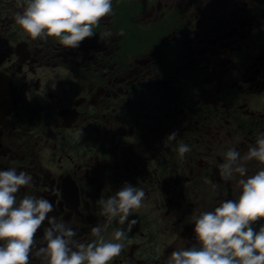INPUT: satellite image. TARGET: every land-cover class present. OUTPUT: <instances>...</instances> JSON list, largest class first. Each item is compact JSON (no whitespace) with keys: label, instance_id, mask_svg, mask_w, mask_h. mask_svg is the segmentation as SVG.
Returning <instances> with one entry per match:
<instances>
[{"label":"rangeland","instance_id":"1","mask_svg":"<svg viewBox=\"0 0 264 264\" xmlns=\"http://www.w3.org/2000/svg\"><path fill=\"white\" fill-rule=\"evenodd\" d=\"M117 1L119 2L117 5H112L117 8L113 13L115 19L114 21L110 20V23L114 25L106 26L105 33H111V35L119 37V40L114 42L115 48L118 46V49H115L114 57L125 68L135 65V60L156 52L159 53V61L166 70H175V60L169 47L165 46L157 38L158 29L153 24L147 25L148 15L152 12H158L159 3L163 7L161 13L172 15V18L173 15H177L179 24L182 12L177 10H175L176 12L170 11L171 7L188 8V15L200 16L196 26L187 28V30L192 31V39L195 41L201 40V38L196 36L199 30L205 33L211 25L216 22L220 24L219 19L224 20L226 26L230 22H239L241 25L237 26L238 36L233 40L235 46L233 50L241 46L249 50V57L245 66L241 69L251 66L254 57L257 58V61L264 57V0ZM128 3L131 17H139L141 19L139 26L131 22L129 28H127L129 29V41L127 31L121 26L120 17L116 15L118 6L120 4L127 5ZM165 5L167 8H165ZM23 6L24 0H0V10H4L10 20L13 19L12 23L3 19V21H0V43L2 44L0 48L4 44L7 53L15 54L19 59L23 60L21 68L25 66V70H23L25 73L23 82H25L21 86L23 99L16 101V108L20 107L22 109L21 117L15 119L14 126H8L7 133H3L1 137L5 145L0 144V170L16 168L17 171H22V164L25 165L28 155L34 159V164L30 167V170L41 169L45 172L44 166H47V171H49V168L54 169L55 173L60 176H67L69 172L76 169L86 170L85 165H87L89 170L95 172L93 179L100 178L102 184H106V187H102L103 191L106 192V196L107 191L110 192L109 196H111L125 185L124 174L122 172L117 173L113 166L104 165L97 160L96 155L100 152V146L95 139V131L91 129L93 126L91 120L84 123L79 120L74 126L76 131L67 128L66 131L61 132L57 129L59 125L61 126L62 123L66 122L60 114L62 104L57 102L60 96L65 93L72 95L75 92H81L95 85L97 82H103V77L100 73L106 74L109 71L105 72V67L98 70L94 65L95 53L92 50L93 47L90 46L94 45L91 40L92 37L85 39L78 48L74 49L79 51L73 60H71V56L75 55L69 56L67 54L71 49L64 48L54 38L31 39L15 23L14 19L17 12L23 11ZM124 9L126 10L127 8ZM174 21L176 20L174 19ZM102 23L103 21L101 20L98 28H100ZM164 25L167 29H170L173 25V20L165 21ZM11 31L17 36L13 42L6 40V36L11 35ZM121 32L123 33L122 35L120 34ZM111 35L104 37L103 40H106ZM122 45L123 48L120 49ZM40 46H43V48H40ZM81 51L84 55L81 54ZM91 54L93 56H90ZM78 62H81V65ZM228 68L233 70L231 75L224 76L223 70L218 67L217 71H213L209 77L210 80H214V83L210 82V85L204 87L192 88V79L196 81L197 77L196 75L186 74L181 79L185 82L186 89L176 90L174 93L171 91L167 93L159 92L154 89L152 83L147 81L144 84L131 85L129 88L125 102H133L150 107L153 104H161V99L165 97L167 101L172 102L174 105L190 107L192 102L194 105L200 99L202 91L208 89L210 94L218 99V103L213 109H219L221 112L231 114V122L234 125L231 128H227L228 125H225L220 135L221 138L210 141L209 148H204L201 140L194 139L195 137H200L199 133L193 134L192 137H185L191 149L188 152V160L172 161L169 166H161L160 169L163 168L165 170L169 167L165 174L161 173L156 167H154L153 171H146L148 175L151 174L150 178L154 177V179L142 185L146 188L144 190L146 194L144 206L134 210L129 216V220H137V224L132 228L131 232L127 233L131 243L129 244L125 241L124 250L115 259H124L123 262L126 264L125 259L129 255V250L131 252L133 247L135 250L134 258H138L137 260L142 262V264H168L169 257L173 251L193 245L198 246L194 232L195 224L191 221L193 215H199L204 211H212L222 201L238 199L241 194L242 189L238 183L241 177L238 174H234L230 180H222L219 174V165L224 162L226 152L230 148L239 151L241 156L247 152L249 147L245 149L241 145L245 144L242 142L246 133L240 127H246V123L250 125V119L248 117L244 118L242 115L244 114V104L248 103L251 110L259 112L258 114H264V91L258 94L239 95L237 90L231 87L236 82L233 74L237 73L239 68L236 66H228ZM147 69L149 70L148 66L142 69L143 75H146ZM146 76L148 78V75ZM205 77L201 75L199 80L202 81ZM177 80L179 83V78ZM26 82L28 83L25 85ZM38 89L42 90L39 96L43 95L45 99L47 94L52 99L53 96L54 98L57 97L55 101L53 99V101L46 103L52 106L50 109L47 107L41 108V97L37 99L35 93ZM32 92L33 94H31ZM50 97L49 100H51ZM238 109L240 112L234 113L238 112ZM89 110L95 114V106H91ZM228 110L234 111L229 112ZM83 124H86V127L79 132V126ZM35 128L38 130L33 133L31 130H35ZM62 130H65V128L63 127ZM230 133L233 135L232 137ZM253 140L255 141L256 138H253ZM152 150V153L147 150L143 151H145V155L151 165L154 166L156 164L154 157L159 152L153 148ZM117 153L120 152L118 151ZM165 154L167 157H171L172 154L173 156H179L177 147L173 153L164 151L161 155ZM112 157L113 154L110 153L108 159ZM193 163L196 164L189 168ZM183 166H186L188 170L187 172H180L177 185H173V188H169L167 191L166 189H161V181L163 179L166 181L170 180L172 173L173 177L176 178L178 176V168ZM245 166L249 175L264 168V165L255 160L247 162ZM117 178L120 182L116 181ZM150 178L148 177L147 180ZM97 185L101 187L100 183ZM147 191L150 194H147ZM26 194L36 197L35 191L25 193L24 188H22L18 193V198ZM98 208L101 212L99 206ZM98 225H102V223ZM117 228H122L126 231L127 222L122 225L119 223V218L114 220L107 231L103 233L105 239L113 240V233ZM79 239L85 242L84 236H76L74 238L76 242ZM38 242L39 245L37 246L36 244L34 249L46 246V241H44L42 236L38 238ZM138 245L148 248L149 252H155V256L147 258L149 252L146 253L145 249L139 250ZM33 257L36 264H42L41 258H37L35 255ZM111 264H114V260Z\"/></svg>","mask_w":264,"mask_h":264},{"label":"flooded vegetation","instance_id":"2","mask_svg":"<svg viewBox=\"0 0 264 264\" xmlns=\"http://www.w3.org/2000/svg\"><path fill=\"white\" fill-rule=\"evenodd\" d=\"M124 8L127 9L125 10ZM165 8H167L166 5ZM162 10V4L159 3L158 12H152L148 15L147 25L153 24L158 29L157 38L165 46L169 47L175 60V70H166L159 61V56L156 52L135 60V65L125 68L114 57L115 49H118V46L115 48L114 42H117L119 37L111 35L106 40L100 37L101 34L106 32V26L114 25L110 23V20L114 21L115 19L113 14L109 18L102 19L103 23L100 28L96 27L94 29L96 34L91 39L94 45H90L95 53L93 62L96 68L99 70L105 67V72L109 71L106 74L100 73L103 77V82H97L95 85L81 92H75L72 95L65 93L57 101L62 104V108L60 107L61 116L68 114L74 118L71 126L68 124L69 120L67 119L57 129L63 132L69 127L76 131L74 126L79 120L81 123L91 120V124H93L91 129L95 131V139L100 146V152L96 155L97 160L104 165L113 166L117 173L122 172L125 184L133 183L138 187H143L144 183L154 179V177L152 179L149 177V180L144 178L146 176L143 172L145 170L143 161L147 160L148 164L151 165L145 155L146 150L149 153L153 152L152 148L158 150L159 154L154 157L156 161L154 167L160 170L162 164H166L169 159L166 154H161L164 151L173 153L176 147L183 143L181 137H186L187 135L192 137L193 134L205 132V140L204 136L201 135L194 139L201 140L202 146L209 148L210 140L214 141L221 138L220 135L225 125H228L227 128H231L234 124L231 122V114L221 112L219 109H213L217 105L218 99L211 95L208 89L203 90L199 97L200 99L194 105L192 102L190 107L174 105L172 102L167 101L166 97L161 99V104H153L150 107L133 102H125L131 85L144 84L147 81L152 83L154 89L159 92L167 93L171 91L174 93L176 90L186 89L185 82L181 80L186 74L196 75L197 77L196 81L192 79V88L204 87L210 85V82L214 83V80H210L209 77L213 71H217L218 67L223 70L224 76H228L233 73V70L228 68V66H236L239 70L233 74L236 82L231 87L235 88L239 95L258 94L264 91V57L258 61L254 57L251 66L241 69L245 66L249 57V50L243 46L236 47L237 49L233 50L235 47L233 40L238 36L237 26L241 25L239 22H230L226 26L225 21L219 19L220 24L216 22L205 33L199 30L196 36L201 38V40L195 41L192 39V31L187 30V28L196 26L197 20L200 18L199 15H188V8L171 7L170 11L176 12L175 10H177L182 12L179 24L177 15H173L176 20L174 21L172 15L161 13ZM117 12L116 15L120 17L121 26L126 29L129 41V29L127 28H129L131 22L139 26L141 19L139 17H131L129 3L127 5L120 4ZM2 19L4 21L7 20L9 23L13 22V19L10 20L4 10H0V21H3ZM169 19L173 20V25L170 29H167L164 23ZM10 34L6 36V40L13 42L17 36L12 31ZM209 43L214 44L212 46ZM0 45L2 44L0 43ZM4 47L5 45L3 44L2 48H0V76H4L5 80L12 86L15 94H18L21 97L20 99H23L21 96V86L25 82H23L25 66L21 68L23 60L19 59L15 54L7 53ZM40 48H43V46H40ZM122 48L123 45L120 49ZM78 51L71 49L67 54L69 56L75 55L71 56V60H73L77 56ZM81 54H83L82 51ZM90 56L93 55L91 54ZM1 58L3 59L1 60ZM78 64L81 65V62H78ZM147 66L149 67V70L147 69L146 71L148 78L143 75L142 71ZM201 75L206 76L202 81L199 80ZM37 78L36 80H38ZM177 78H179V83ZM41 92L42 90L40 89L35 92L37 99L41 97V108L47 107L50 109L52 106L46 103L53 101V99L55 101L57 97L54 98L53 96L52 99L47 94L45 99L43 95L39 96ZM49 97L51 100H49ZM91 106H95V114L90 112L89 108ZM244 106V114L242 115L244 118L248 117L250 119V125L246 123V127H240L246 133L242 142L245 144L241 145L243 148H247L253 143V138L264 133V114H258L259 112L251 110L248 103L244 104ZM146 110L147 112H145ZM21 112L22 109L18 107L17 112L6 117L4 122L0 123V144L5 145L1 137L3 133H7L8 126H14V121L21 117ZM239 112L240 110L238 109V112L234 113ZM63 127L65 130H62ZM84 127H86V124L80 125L79 132ZM37 130L35 128V130L31 131L34 133ZM173 132L177 133L176 141H173L170 147H165L167 135ZM230 135L231 137L233 136L231 133ZM118 151L120 153H117ZM110 153L113 154V157L108 159ZM170 161H175L173 154L170 157ZM33 164L34 159L30 155L27 156L25 165L22 164V171L27 172L32 177L33 185L31 188H24L25 193L35 191L37 198L49 199L54 205V211L49 214L50 217H55L58 222H62L67 228L73 229L76 232V236L85 237V242L79 239L77 243H90L92 239H95L91 235V228L106 222V218L101 214L97 205L98 200L109 197L110 192L107 191L106 196V192L102 189V187H106V184H102L100 178L94 180L95 172L89 170L87 165H85L86 170L76 169L69 172L67 176H60L55 173L54 169L49 168V171H47V166H44L45 172L41 169L30 170ZM116 181L120 182L118 178ZM98 183L101 184V187L97 185ZM147 192L150 194L149 191ZM45 227H48L47 221L37 232V246L39 245L38 238L43 237ZM138 248L139 250L145 249V247L139 245ZM35 251L36 249H33L30 264H36L33 257ZM134 252L135 250L132 247L126 263L129 260L139 263L138 258L135 259L133 256ZM124 263L122 260L114 259V264Z\"/></svg>","mask_w":264,"mask_h":264},{"label":"clouds","instance_id":"3","mask_svg":"<svg viewBox=\"0 0 264 264\" xmlns=\"http://www.w3.org/2000/svg\"><path fill=\"white\" fill-rule=\"evenodd\" d=\"M112 12V0H24L23 11L14 19L33 40L54 38L64 48L76 49L96 34L94 29ZM176 138V132L167 135L165 147ZM190 150L184 143L177 147L181 158ZM253 160L264 165V133L243 156L228 149L219 165L220 178L228 181L238 174L241 194L238 199L222 201L212 211L193 215L198 246L173 251L168 264H264V226L258 232L251 226L264 219V168L249 175L245 165ZM31 187L27 172L0 170V264H30L37 232L45 221L46 246L35 251L42 264H111L124 250V242L131 243L127 233L137 220H129V216L144 206L146 195L142 188L126 183L107 199L98 200L106 222L91 228L95 239L90 243H77L73 229L50 217L54 205L49 199L27 194L18 198L22 188ZM117 218L122 225L127 222V230L117 228L113 240H106L103 233Z\"/></svg>","mask_w":264,"mask_h":264},{"label":"trees","instance_id":"4","mask_svg":"<svg viewBox=\"0 0 264 264\" xmlns=\"http://www.w3.org/2000/svg\"><path fill=\"white\" fill-rule=\"evenodd\" d=\"M182 140H183V142L184 143H187V140H186V138L185 137H183L182 138ZM169 159H168V161H167V163L166 164H164V165H162V166H169V164L171 163V161H170V157H168ZM182 159H186V160H188L189 159V154L188 153H186L185 155H184V157L183 158H181L180 156H176V162H178V160H182ZM150 167V169L153 171L154 170V166L153 165H151V166H149ZM169 170V167H168V169L167 170H165V169H163V168H161L159 171L161 172V173H167V171ZM187 170H188V168H186V166H183V167H179L178 168V177H173V173L171 174V179L170 180H162L161 181V189H166V191L169 189V188H173V185L175 186V185H177L176 183H177V180L179 179V176H180V172H187ZM252 227H253V229L255 230V231H259V229H260V227L261 226H264V219H262V220H259V221H257V222H255V223H253L252 225H251ZM145 252L146 253H148L149 251H148V248L147 249H145ZM155 252H153V251H151V252H149L148 253V255H147V258H152V256H155ZM128 259V257L126 258V260ZM126 264H136L135 263V261L134 260H129Z\"/></svg>","mask_w":264,"mask_h":264},{"label":"water","instance_id":"5","mask_svg":"<svg viewBox=\"0 0 264 264\" xmlns=\"http://www.w3.org/2000/svg\"><path fill=\"white\" fill-rule=\"evenodd\" d=\"M16 100L12 86L4 76H0V123L4 122L6 116L16 107Z\"/></svg>","mask_w":264,"mask_h":264}]
</instances>
